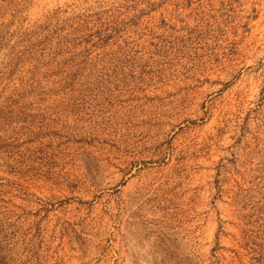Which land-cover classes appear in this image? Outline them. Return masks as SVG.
Returning <instances> with one entry per match:
<instances>
[{"label":"rangeland","instance_id":"obj_1","mask_svg":"<svg viewBox=\"0 0 264 264\" xmlns=\"http://www.w3.org/2000/svg\"><path fill=\"white\" fill-rule=\"evenodd\" d=\"M0 264H264V0H0Z\"/></svg>","mask_w":264,"mask_h":264}]
</instances>
